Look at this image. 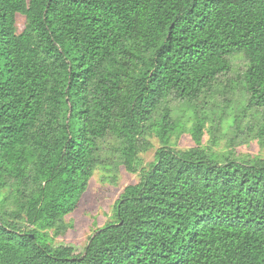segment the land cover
<instances>
[{"label": "trees", "instance_id": "16d2710c", "mask_svg": "<svg viewBox=\"0 0 264 264\" xmlns=\"http://www.w3.org/2000/svg\"><path fill=\"white\" fill-rule=\"evenodd\" d=\"M236 56L232 121L264 114V0H0V264H264V158L204 148L198 114L173 142ZM111 140L139 180L83 251L52 244Z\"/></svg>", "mask_w": 264, "mask_h": 264}, {"label": "rangeland", "instance_id": "374dc122", "mask_svg": "<svg viewBox=\"0 0 264 264\" xmlns=\"http://www.w3.org/2000/svg\"><path fill=\"white\" fill-rule=\"evenodd\" d=\"M25 22V16L18 14L19 31L24 29ZM233 62L232 70L223 78L224 83L214 87L196 101L197 113H194L190 107L184 106L180 115L187 130L181 133L179 138H173L175 147L187 149L197 146L188 129L191 128L198 114L206 123L201 141L204 148L217 153L232 151L233 156L238 158L248 156L264 158V138L258 137L264 123V114L249 109L242 120L232 121L236 116L242 117L239 105L241 89L240 86L235 89L237 84L235 85L234 82L239 80L244 71L246 60L236 56ZM177 106L178 104H174V108L181 109V106ZM175 114H179V111H175ZM147 140L149 143L146 149L140 152L142 167L148 166L153 161L157 148L161 146L159 138L154 133L148 135ZM117 144L111 140L105 145L103 154L108 163L107 169L100 166L95 170L79 201V206L64 217L62 225L64 224L65 229H61L59 233H56L55 229L47 231L52 244H69L78 251H83L95 231L114 219L116 203L124 188L136 183L140 177L139 173H132L121 164L122 158L116 149Z\"/></svg>", "mask_w": 264, "mask_h": 264}]
</instances>
